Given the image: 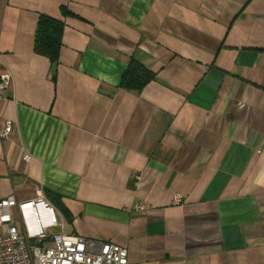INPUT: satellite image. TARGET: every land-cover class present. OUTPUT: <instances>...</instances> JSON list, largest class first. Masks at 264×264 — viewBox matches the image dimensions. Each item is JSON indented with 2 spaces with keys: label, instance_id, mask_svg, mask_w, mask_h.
I'll list each match as a JSON object with an SVG mask.
<instances>
[{
  "label": "crops",
  "instance_id": "1",
  "mask_svg": "<svg viewBox=\"0 0 264 264\" xmlns=\"http://www.w3.org/2000/svg\"><path fill=\"white\" fill-rule=\"evenodd\" d=\"M132 59L155 73L140 92ZM5 72L0 199L43 194L129 264H264V0H0Z\"/></svg>",
  "mask_w": 264,
  "mask_h": 264
},
{
  "label": "built area",
  "instance_id": "2",
  "mask_svg": "<svg viewBox=\"0 0 264 264\" xmlns=\"http://www.w3.org/2000/svg\"><path fill=\"white\" fill-rule=\"evenodd\" d=\"M12 73L0 75V101L2 93L12 83ZM12 122L0 129V139L12 132ZM23 159L29 162L31 156ZM45 204L41 212L38 203ZM178 203L179 199L175 198ZM17 209V225L12 211ZM146 208L136 205L134 210ZM63 220L54 205L43 195L19 202L14 194L0 199V264H129L126 247L112 242H98L63 232ZM53 229L57 231L52 232Z\"/></svg>",
  "mask_w": 264,
  "mask_h": 264
},
{
  "label": "trees",
  "instance_id": "3",
  "mask_svg": "<svg viewBox=\"0 0 264 264\" xmlns=\"http://www.w3.org/2000/svg\"><path fill=\"white\" fill-rule=\"evenodd\" d=\"M63 27V22L41 15L35 31V52L48 57L52 62H56L62 45ZM154 78L155 73L132 59L122 76L120 87L125 90L140 92Z\"/></svg>",
  "mask_w": 264,
  "mask_h": 264
},
{
  "label": "bare ground",
  "instance_id": "4",
  "mask_svg": "<svg viewBox=\"0 0 264 264\" xmlns=\"http://www.w3.org/2000/svg\"><path fill=\"white\" fill-rule=\"evenodd\" d=\"M38 208L40 209L41 212L46 211L45 204L42 202L38 203Z\"/></svg>",
  "mask_w": 264,
  "mask_h": 264
},
{
  "label": "rangeland",
  "instance_id": "5",
  "mask_svg": "<svg viewBox=\"0 0 264 264\" xmlns=\"http://www.w3.org/2000/svg\"><path fill=\"white\" fill-rule=\"evenodd\" d=\"M55 231H57V230H56V229H53V230H52V232H55Z\"/></svg>",
  "mask_w": 264,
  "mask_h": 264
}]
</instances>
